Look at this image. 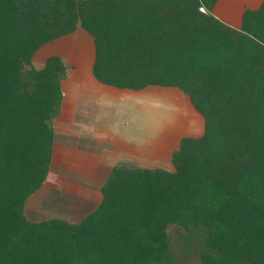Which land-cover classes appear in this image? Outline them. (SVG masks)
Returning <instances> with one entry per match:
<instances>
[{"label": "trees", "instance_id": "trees-1", "mask_svg": "<svg viewBox=\"0 0 264 264\" xmlns=\"http://www.w3.org/2000/svg\"><path fill=\"white\" fill-rule=\"evenodd\" d=\"M219 1L0 0V264H181L172 226L204 231L203 264H264V4L237 29ZM79 27L100 82L179 88L205 129L181 140L173 171L114 167L80 222L35 219L68 68L33 61Z\"/></svg>", "mask_w": 264, "mask_h": 264}, {"label": "crops", "instance_id": "crops-1", "mask_svg": "<svg viewBox=\"0 0 264 264\" xmlns=\"http://www.w3.org/2000/svg\"><path fill=\"white\" fill-rule=\"evenodd\" d=\"M226 4H228V0H220L217 6H215V14L230 26H237L235 23L238 21V18H240V22L242 21L245 9L241 11V8L238 6H231V8H229L230 14L227 15L225 14V10H222V8L226 9L224 8ZM223 17H227L228 19L226 20ZM83 41L85 43H82ZM70 44H79L80 50L83 46L80 56L68 52L70 51L68 47ZM84 44H86L87 50ZM48 45L55 46V50H53L52 54H47V56L41 58L43 66L48 58L58 56L64 61L68 68V72L67 78L62 81L63 99L61 112L54 120L53 124L55 140L52 162L48 178L43 184L44 187L54 178L57 179L60 184H62L60 181L63 179V184L70 187V192H67L65 189V195L67 196L68 194L70 197L71 192H73L70 199H76V197L80 195L78 194L80 189L72 186L91 187V185H94L97 186V189H93L90 194L91 198H84L81 200L83 202H91L98 205L100 203V200H98V193H101V187L105 182L101 184L99 181H96L100 176L98 174L100 172H98L96 166L93 167V165H90L86 169L85 164H89L88 162L94 164L95 161L99 163L107 160L112 161V163L115 161L118 163L121 161L123 155H130L128 161L135 160L140 163L145 161L150 162L154 166H160L162 162L172 161L173 153L179 148L183 138L200 137L203 134L205 129L203 116L193 106L190 97L179 88L149 85L141 90L120 89L100 82L93 72L96 59L94 39L82 28L77 29L73 34L44 45L38 53H36L35 58H37L39 52L44 51L43 49L47 48ZM165 101L170 103V107H164L162 113L166 112V114L172 116V120L193 119L194 121L197 120L201 122L199 129L195 128L197 122L192 126L190 125L185 134L183 133L181 135L180 140L177 145H175L176 148L174 150L171 148L169 149L170 151L168 149L161 150V144L157 146L147 145L146 140L161 139V131L155 129L156 125L149 124L151 135L147 136L145 133V127L147 126H145L140 119V111H142V113L147 111L146 113L149 114L160 113ZM119 108L121 109V111H119L121 113L118 112L115 116L117 119H121V117H125L123 114H127L126 123H124L125 126L127 125V128H125V135L130 134L132 138H128L124 136V134H121V132L123 133V127H121L123 126L122 120H115V122L121 121L120 126H116L115 122L110 126L106 124V121H103L104 118L109 117L110 114L113 113V110H119ZM188 129L192 131L196 130L198 134H192ZM90 131H93L92 134H94L92 140L101 142L102 145H104L100 150L93 146L94 149H96L94 150L90 146L80 145L77 142L79 139L88 140ZM115 132L118 133L115 134ZM92 140L90 139V141ZM159 147L160 149H157ZM70 155L74 156V160L69 161L71 163H69L70 165H66L67 167L65 166L64 169L58 168V171L53 169L54 158L57 160L60 158L59 160L63 162L64 160L68 161L67 156ZM77 163H79V166ZM112 170H110V174ZM74 178L82 180V183L79 184L73 181L74 185H72L66 180L64 182V179L68 180ZM87 178H89V180ZM84 180H87V183L90 182L84 184ZM62 187L63 188H58L64 192V188L66 187H64V185ZM52 189H54V187ZM63 192H60L61 195L59 197L61 205H70V200L61 199ZM74 193L76 196H74L75 198L73 197ZM33 196L30 198L27 205H32L33 200L31 199H33ZM93 197H96L97 202L94 201L95 198Z\"/></svg>", "mask_w": 264, "mask_h": 264}, {"label": "rangeland", "instance_id": "rangeland-1", "mask_svg": "<svg viewBox=\"0 0 264 264\" xmlns=\"http://www.w3.org/2000/svg\"><path fill=\"white\" fill-rule=\"evenodd\" d=\"M217 4H216V6H217ZM263 4H264V0H228V4H226L225 7L223 5V7L226 9L222 8V10L223 11L225 10V14L229 15L230 14L229 8H231V6H233V7L238 6L239 8H241V11H244V9L246 10V8L249 10H252V11H256V10H259ZM215 9H216V7H214L213 13L216 16ZM200 10L202 12L206 11L204 8H200ZM218 19H220V18H218ZM224 19L227 20L228 18L226 17ZM235 24L237 26H232V27L237 28V29H242L243 24H242V21L240 22V18H238V21ZM79 28H82V27H79ZM82 29L86 33H88L84 28H82ZM61 38H63V37H61ZM58 39H60V38H58ZM73 43H75V42H73ZM82 43H85V42L83 41ZM84 45H85V49L87 50L88 48L86 47V44H84ZM68 47L70 50V51H68L69 53H72V54L75 53L79 56H80V52L83 49V46L81 47V50L79 49V44H76V45L70 44ZM43 50L44 51L39 52L37 58L34 57L33 66L35 68L39 69L43 66L41 58L44 56H47V54H52L53 50H55V46H49L48 45L47 48H44ZM30 68L31 67H27V69H30ZM164 107H170V103L165 101L162 105L160 113L149 114V113H146L147 111L144 113H142V111H140V119H141V122H143L145 124V126H147V127H145V133L147 136L151 135V133H150L151 129L149 127V124L156 125L155 129H158L159 131H161V139L157 140V138H156V140H146L148 146H157V145L161 144V150H164V149L169 150L171 148L174 150L176 148L175 145H177L178 141L180 140L181 135L183 133L185 134L187 128L190 125L192 126L195 122H197L195 128L199 129L201 122H199L197 120L194 121L193 119L192 120L191 119H181V120H175L174 121V120H172L173 119L172 116H170L169 114H166V112L162 113ZM119 111H121L120 108H119V110H116V109L113 110V113H111L109 117L104 118L103 121L104 122L106 121V124L111 126L115 122V120L117 119L115 115ZM119 113H121V112H119ZM123 116H125V117H121V119H117V120H122L123 126H121V127H123V133L121 132V134L122 135L124 134V136H126L128 138H132V136L130 134L125 135V132H126L125 128H127L126 127L127 125L125 126L124 123H126L125 121L127 119L126 118L127 114H123ZM184 116L187 117L186 115H184ZM115 124H116V126H120L121 121H116ZM188 131L191 132L192 134H198V133H196V130L192 131L191 129H188ZM92 133H93V131L89 132V139L88 140L87 139H81V140L79 139L77 142L80 145L90 146L93 149L95 147V148H98V150H100V148H103L104 145H102L101 142H95V140H92L93 135H94ZM117 133L118 132H115V134H117ZM90 139L92 141H90ZM152 142H155L156 144L152 143ZM157 149H160V147ZM94 150H96V149H94ZM129 157H130V155H123L121 161L118 163L116 161L112 163V161H110V160L102 161L99 163H96L97 161H95L94 164L91 162H88L89 164H85V167H86V169L90 165H93V167H95V166L97 167L98 172H100V173H98L100 176L98 177V179H96V181H99V183H101V184L106 182L107 179L110 177V170H112V168L117 167V166H127V167L129 166V167H140V168L141 167L142 168L162 167V168H165L169 171L174 170V166H173L172 161L162 162L160 166H156V165L154 166L150 162H145V161L141 162V163L139 161L137 162L135 160H133V161L129 160L128 161ZM67 158H68V161L64 160L63 162H61L62 160L61 161L59 160L60 158H58V160L56 158H54V161H53L54 168L53 169L58 171V168L64 169V167L66 165L67 166L70 165L71 163L69 161L70 160L73 161L74 156L70 155V156H67ZM72 165H75V164H72ZM77 165L79 166V163H77ZM70 168H71V166H70ZM87 179L89 180V178H87ZM65 180L68 181L72 185H74L73 181L77 182L79 184L82 183V180H79L76 178L68 179V180L64 179V182H65ZM60 182L63 184V179H61ZM88 183H87V180H84V184H88ZM50 184L53 186H51ZM62 184H60L57 179H55V178L52 179L50 183H48L45 187L43 186L40 190H38L34 194L35 196H33L32 205H27V207H28L27 211L33 210V215H34L35 219H40V218L49 219L51 217H59L60 219H65V220H68L72 223L73 222L78 223L88 213H91L93 210H95L98 207L97 204H94L91 202L87 203V202H83L81 200L84 198L90 199L91 198L90 194L92 193L93 189H97V186H94V185H91V187L72 186V187H78V189H80L78 191V194H80V195H79V197H76L75 193H74L73 197L75 196L76 199H70L73 192H71L70 197L68 196V194L66 196L65 195V193H66L65 189L67 192H70V189H69L70 187L65 186V184H63L64 187H66V188H64V192H63V191L59 190V188H58V187L63 188ZM53 187H54V189H52ZM60 192H63V196L61 197V199L70 200V202H71V204L69 203L70 205H66V204L61 205V201L59 199V197L61 195ZM93 198H95L94 201L97 202L96 197H93ZM101 199H102V192L98 193V200H101ZM42 215H43V217H41ZM170 234H171V237L173 238L172 246L174 248V253H176L179 250L178 253H179V260H180L181 264H203L201 254L203 253V251L208 249V245H207V238H206L204 231L202 229L195 228V229H191L189 232L180 226H172L170 228Z\"/></svg>", "mask_w": 264, "mask_h": 264}]
</instances>
